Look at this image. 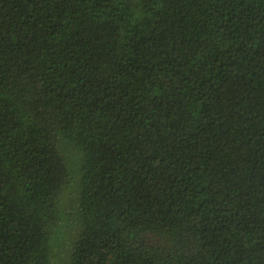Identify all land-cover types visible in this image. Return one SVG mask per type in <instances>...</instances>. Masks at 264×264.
<instances>
[{
    "label": "trees",
    "instance_id": "obj_1",
    "mask_svg": "<svg viewBox=\"0 0 264 264\" xmlns=\"http://www.w3.org/2000/svg\"><path fill=\"white\" fill-rule=\"evenodd\" d=\"M0 264H264V0H0Z\"/></svg>",
    "mask_w": 264,
    "mask_h": 264
}]
</instances>
